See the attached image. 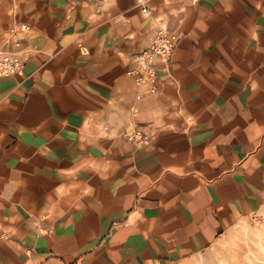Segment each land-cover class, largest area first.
Wrapping results in <instances>:
<instances>
[{"label": "crops", "instance_id": "1", "mask_svg": "<svg viewBox=\"0 0 264 264\" xmlns=\"http://www.w3.org/2000/svg\"><path fill=\"white\" fill-rule=\"evenodd\" d=\"M5 41L0 264H182L264 208V0H0Z\"/></svg>", "mask_w": 264, "mask_h": 264}, {"label": "rangeland", "instance_id": "2", "mask_svg": "<svg viewBox=\"0 0 264 264\" xmlns=\"http://www.w3.org/2000/svg\"><path fill=\"white\" fill-rule=\"evenodd\" d=\"M255 232L264 233V208L257 214L239 220L211 248L182 264H221L220 258L231 264L237 255H240L237 258L243 264H248V257L253 260L252 264H264L257 250Z\"/></svg>", "mask_w": 264, "mask_h": 264}, {"label": "built area", "instance_id": "3", "mask_svg": "<svg viewBox=\"0 0 264 264\" xmlns=\"http://www.w3.org/2000/svg\"><path fill=\"white\" fill-rule=\"evenodd\" d=\"M24 29H26L27 32V27ZM22 30L23 28L21 27L20 31L22 32ZM16 34L17 32H12L8 41L15 40L14 42H17ZM175 43V36L170 35L169 33L165 34L158 32L156 36L152 38L149 48L140 53L138 64L128 72V76H132L133 81L138 86H147L149 92H156L157 68L154 65V60L156 58H161L162 60L167 61L171 56V50ZM14 54L15 52L7 51L3 45H0V77L21 73L23 62L21 63ZM131 139L140 143L146 141L145 137L139 133H135Z\"/></svg>", "mask_w": 264, "mask_h": 264}, {"label": "bare ground", "instance_id": "4", "mask_svg": "<svg viewBox=\"0 0 264 264\" xmlns=\"http://www.w3.org/2000/svg\"><path fill=\"white\" fill-rule=\"evenodd\" d=\"M26 25H21L20 27H19V29H17V28H12V29H10V31H9V36L12 34V32H17V34H16V41H18V39H17V35H18V31L19 32H21L20 31V28L22 27L23 28V30H22V33L23 34H26V29H24V28H26L25 27ZM27 31H28V28H27ZM158 32H162V33H165V34H168L169 32H167V30H165V29H159V30H157L156 31V33L154 34V36L153 37H155L156 36V34L158 33ZM152 37V38H153ZM152 40V39H151ZM13 42L15 41V40H12ZM7 43H6V41H5V44H0V45H3V46H5ZM151 45V41H150V43L148 44V46H146L145 48H143L140 52H139V54H137V56L134 58V60H133V62H132V64H131V66H130V68L128 69V71H127V75H128V72L131 70V69H133L137 64H138V60H139V55H140V53L142 52V51H144V50H146V49H148L149 48V46ZM175 46H176V43H175V45L173 46V49L171 50V54H172V52H173V50H174V48H175ZM8 51V50H7ZM10 52H15V56L20 60V62L22 63L23 62V64L25 63V61H26V57H25V55H23L22 53H20V52H18V51H10ZM171 57V56H170ZM170 57L168 58V60L166 61H164V60H162L161 58H156L155 60H154V65H155V67L157 68V61H161L163 64H165V65H167L168 63H169V60H170ZM23 67V66H22ZM13 74H11V75H9V76H12ZM130 76V75H129ZM5 77H8V76H5ZM0 78H2V77H0ZM131 78H133L132 76H131ZM132 81H133V79H132ZM133 84H134V86L135 87H140V86H138L134 81H133ZM156 87H157V83H156ZM156 91H157V89H156ZM149 92V91H148ZM150 94H154V93H156V92H154V93H151V92H149ZM134 135H132V136H130V139L129 140H131L132 141V137H133ZM255 236H256V243H257V246H258V248H257V250H258V253H259V255L264 259V233H261V232H255ZM237 257H240V255H237L236 256V260H234V261H232L233 263H231V264H243V262L242 261H240V260H238V258ZM221 259V264H230V261H228V262H226L225 260H223L222 258H220ZM253 260H250L249 259V257H248V259H247V262H248V264H252L253 262H252Z\"/></svg>", "mask_w": 264, "mask_h": 264}]
</instances>
